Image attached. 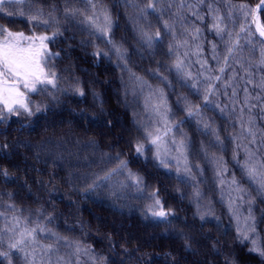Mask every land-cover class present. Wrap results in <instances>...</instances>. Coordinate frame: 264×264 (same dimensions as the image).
<instances>
[{
	"label": "trees",
	"instance_id": "16d2710c",
	"mask_svg": "<svg viewBox=\"0 0 264 264\" xmlns=\"http://www.w3.org/2000/svg\"><path fill=\"white\" fill-rule=\"evenodd\" d=\"M260 1L5 3L0 26L26 35L51 36L57 28L62 34L48 44L59 53L57 62L50 61L58 88L30 97L44 110L0 120V212L13 210L47 226L87 250L96 264H264L251 251L253 240L264 247V189L260 177L251 179L245 168L251 152V163L264 172V43L252 16L230 11L241 4L254 9ZM66 9L79 12L69 16ZM38 11L49 25L34 27L30 17ZM104 13L112 26L101 33L87 17L103 26ZM214 15L224 18L221 27L232 41L239 40L231 55L228 35L221 39L213 28ZM162 100L173 126L165 137L168 167L159 165L155 145L145 143L143 155L135 150L145 129L162 127L155 113ZM192 105L199 106L198 115H188ZM173 136L186 141L190 175L183 162L177 172ZM117 158L144 178V196L135 186L119 187L124 175L89 190L97 176L116 167ZM155 189L170 212L167 221L148 211L147 196ZM7 250L0 241V251ZM12 264H24L15 251Z\"/></svg>",
	"mask_w": 264,
	"mask_h": 264
},
{
	"label": "snow or ice",
	"instance_id": "6c2138e0",
	"mask_svg": "<svg viewBox=\"0 0 264 264\" xmlns=\"http://www.w3.org/2000/svg\"><path fill=\"white\" fill-rule=\"evenodd\" d=\"M12 2H14V0H0V13L5 12V8L3 7L5 3ZM16 2H19V0H16ZM200 2L202 3L203 0H200ZM148 7L155 10L154 5L152 4H149ZM189 7L192 6L190 5ZM232 9L241 12L245 17L252 16V23L256 26V32H258L261 37H264V23H261L256 15L257 10L264 9V0H261V3L256 6V9L249 8L246 4L230 6V11ZM209 10L218 13V10L212 9L211 5L209 6ZM66 12L69 16H74L78 14L79 10L66 9ZM195 14L198 19L201 18L198 13ZM6 15L12 16L13 13L6 12ZM21 15H23V13H21ZM42 16V11H38L35 15L30 17L31 21H35L34 27L39 26L40 24H44L46 26L49 25V21L42 19ZM223 19L224 18L219 15H214L213 28L221 39H223L224 34L228 35L231 46L228 47L227 50L229 55H231L233 49L239 46V40L237 39L233 42L232 33L227 32L226 26L221 27ZM87 20L89 21L91 27L96 28V30L101 33L110 31L112 26L111 18L107 13H104L103 26L97 24V18L95 17H87ZM165 27L171 29V25H168L167 23H165ZM240 30L241 32H245V26L241 25ZM199 31L200 29H195L196 33H199ZM61 34L62 33H60L59 28H57V30L49 36L45 34L37 35L35 33L26 35L24 32H13L7 27L0 26V120L7 119L8 115L24 114L30 117L44 110L40 104L33 105L30 97L33 94H49L50 88H58V77L56 72L52 70L50 61L53 57L58 56L59 53L50 52L48 44L53 42L56 37ZM251 34V32H248L249 36H251ZM159 35L160 33L157 32L156 37L158 38ZM148 40L151 41L152 37L149 36ZM250 42L251 41H249V43ZM109 43H111V41H109ZM213 49H215V45H213ZM119 51L120 50L117 49V52ZM261 63L264 64V50H262ZM176 67L177 69H180V61L177 62ZM219 70L221 73L224 72L223 67ZM220 78L221 77L219 76L215 77L216 80H219ZM76 91L79 95H84L82 89L77 88ZM205 101H208L207 94L205 95ZM164 103L165 102L162 100V105H158L155 109L157 114L161 116L162 127L145 129L146 135L144 137V142L137 141L135 144V150L138 154L143 155L145 152V143L155 145L157 148L155 158L159 161V165L168 167L170 163V160L167 157L168 149H165V156L162 158L160 145L165 142V137H168L169 133L173 132V126L170 124L167 115L169 110L165 107L164 111L161 112V107ZM198 108L199 106L197 105L190 106L187 110L188 115H198ZM205 127H208V125H205ZM250 135L254 136L255 134L250 132ZM217 139H219V137H217ZM171 143L175 146V150L178 153L177 156L172 157V159L176 161L177 172L180 171V165L181 162H183L184 172L190 175L191 169L188 167L187 156L185 155V149L187 147L185 139L177 141L175 136H173ZM248 156L249 161L245 164L247 175L254 180L259 176L260 189H264V172H260L255 165L251 163L253 156L251 152L248 153ZM117 161L116 167L106 171L103 176H97V178L89 186V190L95 191L96 189L107 185L114 177L124 175L125 181L119 182V187L121 189H126L135 186L136 191L141 196H144L145 189L147 187L144 178L128 169V162L126 160L117 158ZM262 167H264V165H262ZM125 172L127 173L126 175ZM3 174L7 176L6 171ZM179 178L180 177H178V179ZM233 183H235V181H233ZM147 198L152 201L148 205V211L151 213V216L159 221H167V217L170 215V212L165 211L162 201L158 198V189L148 193ZM242 198L243 197H241V199ZM48 219L51 221V217ZM252 230L254 231V227ZM5 231L13 233V237H10L8 240V250L0 251V264H3L4 261H8V264H12L14 251L24 253L26 264H35V260H28V257L34 256L36 249L34 248L32 252H28L26 251V247L29 244L37 243V232H48L51 236L56 237L57 240L60 239L56 233L39 225H37V227L28 228L27 222H25L24 226L21 227L20 219L17 217L13 218L11 227H7ZM16 235L19 236V239L15 238ZM240 235L242 239H248L245 232H241ZM0 241H2V237H0ZM252 242L254 247L251 251H256L260 256L264 257V247L257 245L255 240ZM51 250L52 245H47L46 251L51 252Z\"/></svg>",
	"mask_w": 264,
	"mask_h": 264
},
{
	"label": "rangeland",
	"instance_id": "374dc122",
	"mask_svg": "<svg viewBox=\"0 0 264 264\" xmlns=\"http://www.w3.org/2000/svg\"><path fill=\"white\" fill-rule=\"evenodd\" d=\"M53 60L57 62L56 56L53 57ZM161 112H163L162 107H161ZM155 113L156 115H158L156 110H155ZM158 116L161 118L160 115ZM168 146H170V144L166 142V139H165V142L160 145L161 157L165 156L164 148L168 149L167 157H170L169 155H170L171 148H169ZM174 151H175V146H174ZM14 217H17L20 219L21 227H23L25 222H27L28 228L37 227V225H39L47 229H50L47 226H44L38 223H31L28 220L23 219L19 214L14 213L13 210H11L10 212L9 211L0 212V237H2V242L4 243L6 247H7L9 238L13 237V233L6 232L5 229L7 227H11ZM50 230L51 232L56 233L52 229ZM56 234L58 237H60L59 240H57L56 237L51 236L48 232H37V236H36L37 243L29 244L26 247V251L28 252H32L34 248L36 249L34 256H29L28 260L34 259L35 264H96L94 257L87 250L82 248L80 245L61 237L58 233ZM15 238L19 239V236L16 235ZM47 245H52L51 252L46 251ZM41 246H44V247H41ZM16 253L20 254L23 260V263L26 264L24 253L23 252H16Z\"/></svg>",
	"mask_w": 264,
	"mask_h": 264
},
{
	"label": "water",
	"instance_id": "95a60500",
	"mask_svg": "<svg viewBox=\"0 0 264 264\" xmlns=\"http://www.w3.org/2000/svg\"><path fill=\"white\" fill-rule=\"evenodd\" d=\"M260 3H261V1H260L258 4H260ZM258 4H257V5H258ZM257 5H256V6H257ZM256 6L254 7V9H256ZM263 10H264V9H260V10H257V11H256V15L258 16L260 22H261L260 15H261V12H262ZM252 26H253V29H254V32H255L256 36H257V37H258V38L264 43V37H261V36L259 35V33L256 32V30H255V28H256L255 24L252 23Z\"/></svg>",
	"mask_w": 264,
	"mask_h": 264
}]
</instances>
